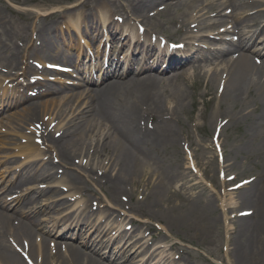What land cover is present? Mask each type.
I'll return each instance as SVG.
<instances>
[{"label":"bare ground","instance_id":"obj_1","mask_svg":"<svg viewBox=\"0 0 264 264\" xmlns=\"http://www.w3.org/2000/svg\"><path fill=\"white\" fill-rule=\"evenodd\" d=\"M157 4L160 6L155 9ZM256 7L262 8L257 14H252ZM114 12L122 17V26L112 19ZM56 15L59 17L54 18ZM130 15L136 22L147 29H155L152 31L157 33L182 30L183 38L179 41H185L187 49L194 52L198 60L175 66L171 77L156 75L154 71H126L120 77L114 75L116 80L108 78L97 88L80 87L78 82H68L73 85H66L63 90L69 88V91L62 93V90L52 92V87L46 84V93H40L48 95L39 101L32 97L24 98L23 95H14L10 99L4 97L8 89L2 79H10L19 70L22 75L35 70L26 62L27 55L43 60L70 54L58 48L64 37L71 38V33H79L88 41H93L95 36L103 38L104 35H98L100 27L101 30L103 27L112 31L120 27L129 30ZM61 26L73 30H59ZM56 29L61 32H55ZM260 30H264V0H0L1 95L3 104L14 109L7 115L8 118H0V147H11L15 156H24L26 162L20 164V172H27L34 182L45 180L42 183L47 184L46 188L34 182L32 187L26 185L24 192L30 191L17 199L7 193L0 194L4 195L0 197V203L12 207L11 214H0V264H24L18 256L17 246L28 254V258L37 256L36 264H115L110 258L97 259L92 249L93 241L85 240L80 244L81 249L71 243H63L62 246L60 242L48 239L52 235L41 225H36L30 211L40 203L42 211L51 213L48 219L40 220H47L60 228V236L72 230L76 233L84 230L83 235L86 236L85 227L94 225L87 224L85 219L95 215L88 207V200L79 197L83 208L77 207L74 211L66 209L67 204L61 200L72 198L74 194L71 191L75 188L77 192L88 190L91 182L108 186L111 194L118 198L120 195L130 198L135 193H141L142 200L134 204V209L144 205L149 215L166 217L168 224L182 225L202 240L204 232L197 227L202 220L198 204L191 202L186 210H180L179 204L167 203V196L173 197L176 192L165 183L152 154L169 144L178 145L179 114L185 110L187 96L185 86L191 81H199V84L205 85L200 94L203 105L213 103L207 116L210 125L215 127L225 119L222 133L229 127L244 126L240 139L233 137L228 143L222 139L219 144L220 155L225 159L220 164L221 169L237 171L235 158L239 155L245 158L264 156V61L257 63L250 54L258 56L260 49L263 51L261 56L264 55V36H256ZM223 33L237 36L235 43L240 53L237 57L230 54L219 64L214 62L219 52L208 48L212 40L205 36L224 38L226 35ZM33 37L39 41L38 44L31 40ZM127 37L125 35L124 39ZM20 40L24 41L25 47L18 44ZM27 43H30L28 48H31L32 54L27 51ZM21 63L23 66H20ZM3 68L6 69L4 74L1 73ZM225 73L227 78H223ZM221 84L223 90L215 92ZM207 96L209 98L205 99ZM54 108L55 111L49 112L48 117L44 115L46 110ZM199 116L202 117L203 112ZM25 120L32 125L41 123L43 133L36 136V129L28 128L26 132V127L21 124ZM5 127L12 131L14 137L4 135L2 129ZM55 132L60 133L59 137L54 136ZM96 132L98 137L94 135ZM40 141L49 149H45ZM6 157L10 156H2ZM75 158H86V164L79 167L94 175H87L83 181L75 175H68L67 192L55 191L62 183L56 180L52 184L46 183L49 171H44L39 163L52 165V173H57L55 164L71 168ZM187 168L192 169V162ZM8 170L11 169L7 168L2 173ZM189 173L181 187L192 190L202 186L206 189L202 181ZM6 183L7 186H0V191L11 193L18 188L14 182ZM261 185L255 192L246 186L232 192L223 189L219 193L217 205L222 215L213 218L212 222L220 224L223 229L221 241L224 250L218 256L227 264H249L253 260L256 264H264V181ZM47 192L49 195L39 197L32 209L24 210L29 200ZM55 199H59V205L52 212L50 206L56 202L52 201ZM206 204L210 206L214 203L208 201ZM244 205L252 210L249 215L236 214L247 209ZM226 208L235 211L232 217L229 218ZM57 215L61 217L54 219ZM111 217L109 214L108 219ZM115 219L116 216L112 218ZM118 221L105 220V225L96 226L95 232L100 229L106 233L116 231L120 236L134 238L133 244L130 241L132 247L141 257L148 255V264H180V261L175 262L176 256L170 252L174 244L167 249L163 241L151 244L149 240L155 239L154 236L150 235L147 240L145 231L135 237L133 232L126 230V225H131L133 218L129 217L125 224ZM137 228L131 225L132 230ZM148 229L154 230V227L149 225ZM10 238L12 241H9Z\"/></svg>","mask_w":264,"mask_h":264},{"label":"rangeland","instance_id":"obj_2","mask_svg":"<svg viewBox=\"0 0 264 264\" xmlns=\"http://www.w3.org/2000/svg\"><path fill=\"white\" fill-rule=\"evenodd\" d=\"M9 15L10 14L8 13V16ZM58 17L59 15L54 16V18ZM63 28L64 27L61 26L58 29L63 31ZM58 29H56L55 32H57ZM198 82L199 81L189 82V84L185 86L187 88V96L185 100V110L179 114L180 125L178 127V133L180 141L178 142V145L173 146L172 144H169L166 147L160 148L152 154V158L165 178L167 186L171 187L170 190L176 192L173 197L167 196V203H173L172 205L179 204L180 210H186L190 207L191 202H194L196 205L198 204L197 209L201 212L202 220L198 223L197 227L204 232L202 240L197 239L192 230H188L182 225L168 224L165 221L166 217L162 216L161 218H155L154 216L149 215V211L144 205L138 209H134V204L137 201L142 200L141 193H135L130 198L124 195H120L118 198L117 195L111 194L112 190L109 189L108 186H103L100 182H91L92 185L88 187V190L83 191L82 193H77L76 196H81L82 199L88 200V205L91 206V210L96 213L94 219L101 220L105 216L107 217V212L113 214L116 218L119 216L123 218L122 213H125L126 215L133 216L138 221L145 223L146 225L143 227L139 226L138 230H129L132 231L134 235H140L141 231L147 232V224H155L154 226L157 231L152 230L149 232L153 234L155 238L157 237L159 241L164 240L167 244L174 243L175 247H172L170 252L173 253L172 255L178 257L175 260L180 261L181 264H213L214 262H216V264H227L222 260V257L218 256L221 255L224 250V243L221 241V233H223V229H221L220 224L212 222L213 218L219 217L222 213L217 205L219 200L218 192L221 189V184L223 183L222 180L228 176H234V180H229L232 182V185L230 186H234L241 180L248 181L252 179L247 185L248 190L251 189L254 190V192L257 191V189L262 186L261 183L264 181V156L247 158L243 155L237 156L235 158V161L238 163L237 172L230 170L222 172L218 168L216 163H220L224 159L218 155L217 150H215V147L213 146L214 127L212 128L207 117L212 111L211 108L213 103L203 105L200 94L204 91L205 85L198 84ZM208 98V96L205 97V99ZM52 111L54 112L55 108L50 111L49 109L46 110L44 115L48 117L49 112L51 113ZM200 112H203L202 117L199 116ZM36 125V131H41L43 125ZM31 126L34 128V125L32 124H25L24 127L26 128H24V130L27 132V128L31 129ZM243 132L244 126L242 124L236 127H229L222 133V139L225 143H228V140L233 139V137L235 139H240ZM54 135L55 137H58L60 133L55 132ZM95 135L98 137V134ZM43 146L45 147V145ZM187 151L190 154L191 161L199 172L198 177L196 178H198V180L200 179V181L202 180L204 185L206 184V189L202 186L198 189L192 190L181 187V184L188 179L187 175L189 169H185L186 165L189 163ZM13 152L14 151L11 149L9 150V148H0V154H11ZM18 160L21 161V158H18ZM84 161H87V159L75 158L73 166L75 168H69L61 164L58 165L57 167L59 168V171L57 176L51 174L48 177V180L52 181L53 179H59V181L62 180L63 182H66L67 180L69 181L68 175H75L81 181L85 180L87 175L92 176L94 174L93 172H87L81 168L77 169L78 165L86 164ZM3 165L4 164H2V166ZM1 169L0 166V171ZM61 171H63L62 174H60ZM222 175H224L223 178H221ZM25 183L26 182L23 181V184ZM66 184L69 183H64V185ZM164 189L167 190V187L164 186ZM225 189L229 191L227 186H225ZM208 201H212L214 204L209 206L206 204ZM75 202L78 203V200ZM70 203L73 202L69 201L67 204L69 205ZM243 207L247 208L248 211L251 210L249 206L244 205ZM227 212L229 213V217L234 214L230 209H227ZM175 213L178 214L176 211ZM171 216L172 215H170V217ZM114 217H111V219ZM113 221H116V219ZM18 256L19 258H22L19 254ZM36 257H32L35 262ZM254 261L255 260H253V263L250 262L249 264H256Z\"/></svg>","mask_w":264,"mask_h":264}]
</instances>
